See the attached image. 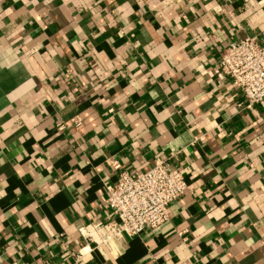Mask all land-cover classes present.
Segmentation results:
<instances>
[{"label":"crops","instance_id":"obj_1","mask_svg":"<svg viewBox=\"0 0 264 264\" xmlns=\"http://www.w3.org/2000/svg\"><path fill=\"white\" fill-rule=\"evenodd\" d=\"M244 37L264 0H0V264H264V101L216 74ZM160 157L189 187L168 220L88 243Z\"/></svg>","mask_w":264,"mask_h":264},{"label":"built area","instance_id":"obj_2","mask_svg":"<svg viewBox=\"0 0 264 264\" xmlns=\"http://www.w3.org/2000/svg\"><path fill=\"white\" fill-rule=\"evenodd\" d=\"M216 74L229 79L245 97L244 105L252 107L264 101V42L255 37L232 41L222 52ZM243 104V103H242ZM80 124V119L76 121ZM116 169L118 161H110ZM188 183L182 171L166 157L156 159L143 172H121L115 184L107 186L105 204L112 210L115 222L106 230L101 224L80 228L84 239L100 243L113 237H135L161 226L169 218L172 202L184 195ZM85 253H73L71 264H83Z\"/></svg>","mask_w":264,"mask_h":264}]
</instances>
